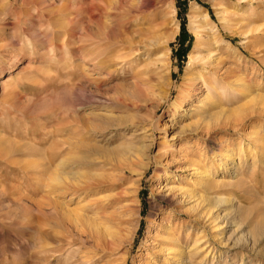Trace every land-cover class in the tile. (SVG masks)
Instances as JSON below:
<instances>
[{
    "label": "rangeland",
    "instance_id": "rangeland-1",
    "mask_svg": "<svg viewBox=\"0 0 264 264\" xmlns=\"http://www.w3.org/2000/svg\"><path fill=\"white\" fill-rule=\"evenodd\" d=\"M153 2L138 13L131 0H85L83 25L81 0H0V141L24 148L0 146V264H166L163 251L193 245L188 264H264V150L253 168L248 156V134H264V0ZM205 96L238 114L203 122L218 111ZM75 131L82 145L121 154L83 147L74 177L105 178L116 189L104 195L130 192L131 211L113 217L110 237L90 231L87 242L36 166L64 159L57 147ZM226 164L241 166L245 185ZM202 172L219 186L205 189Z\"/></svg>",
    "mask_w": 264,
    "mask_h": 264
},
{
    "label": "bare ground",
    "instance_id": "bare-ground-1",
    "mask_svg": "<svg viewBox=\"0 0 264 264\" xmlns=\"http://www.w3.org/2000/svg\"><path fill=\"white\" fill-rule=\"evenodd\" d=\"M123 1L124 0H116V3L121 4ZM153 1L154 0H131L130 8L132 10L133 9L137 10L138 13L144 12L146 10L148 11L149 9L154 7ZM81 2L83 4V6L80 8V12L82 14L81 15L82 19H80V22L84 25V23H86L85 19H86V14L88 13L87 10L89 8L86 9L85 0H81ZM90 8H91L92 12L100 10V7H98V5L95 4V1L91 2ZM172 35H173V33L171 32L169 37L167 36V38L172 37ZM82 52L85 53L86 51L82 50ZM88 54H90V52L87 53L86 55H83L82 58L86 59L89 56ZM90 60H92V59H90ZM90 62H92V61H90ZM93 63H95V62H93ZM108 63H109V61H107V60H103L101 62L102 65H107ZM85 64H87V63H85ZM212 98H214V97L205 96L203 98V100L201 101V103H203V105L205 107L206 106L212 107L214 105L216 107V109H218V111L214 114L208 115L207 111L205 110L204 111L205 114H204V116H202L203 122H211L213 119L216 120L218 118L228 119V118H230V116H233L234 114L235 115L238 114L239 109L232 110L231 112L223 111L220 106H216L215 100L213 101ZM187 99H189V98L184 99V101ZM184 101L182 103L186 102V101L185 102ZM178 107L181 108V103H180V106H178ZM178 107H176L177 109L174 110L175 112H177ZM199 107L201 109L204 108L202 106H199ZM104 113L105 112H95L92 114V119H94V120L102 119L105 115ZM87 133H89V132L87 131ZM72 134H73L72 136H68V138L60 144V147H57V149L62 148L61 153H62V155L65 156L64 159H57V157H51V159H49V161L46 164H43V163L38 164L37 163L36 166L37 167L40 166L46 172L47 171L50 172V177H49V179H50L49 185L50 186H49L48 197H49V199L53 200L54 205H55V201L57 200V198L61 200L59 202V206L61 208L62 215H63V217L69 219L71 221V223L74 224L75 230H76L75 236L78 237L80 239V241H82V242L89 241V238L92 237V235L90 234V231L97 234V235H98V233L102 232L105 234L106 237H110V235L108 234V231L110 228L109 224H111L113 217L115 215H119V214L121 215L124 213L126 214V213L131 211V207L128 206L129 203H128V205H125V204H127L126 203L127 199L126 200L124 199V197H127V195L130 192L124 191L122 193V195L119 194V195H114V196L104 195V193H106V192H113L116 189L115 185L110 183V181H107L105 178H102L100 176H91V177L86 178V176H83L82 174L77 173V176L74 177V174H76V173L73 172V168L81 166L82 164L85 163L84 160L79 155L75 156L76 153L80 154L82 151H84L83 147H86L88 149L87 154H89V155H93L96 151H99L101 153H105V151H107V153L110 155L121 154V153H115V150H113V149L104 148L103 146L98 145V143H96L95 141L92 142L93 145H90V144L82 145V142H80L78 139L77 132L75 131ZM134 134L135 133H133L132 135L134 136ZM142 134H143L142 131L138 133V135H142ZM138 135H135V136H138ZM248 137H249L251 144L253 145L252 146L253 148L251 149L252 150L251 153L253 155L251 153L248 155L250 161H252L250 163V165L253 168L256 165V163L258 162V160L260 158H262L260 155H257V153H259V151L264 150V134H262L260 132H251L250 134H248ZM0 146H4L6 151H8L9 153L10 152L14 153V152L24 151V148H17V147L13 148L12 143H9V142H4V141L1 142L0 141ZM128 146H130V145H128ZM133 147H134V145H133ZM26 149H27V147L25 148V150ZM130 149H132V148L130 147ZM130 149H128V150H130ZM124 151H125V149H124ZM125 152H128V151H125ZM125 152L122 154L126 155L127 153H125ZM54 154H55V152H54ZM89 155H86L85 159L90 158ZM251 155H252V157H250ZM59 156H60V154H59ZM245 157H247V154ZM220 159L222 162L223 158H220ZM224 159H225V161L226 160L228 161V159H231V156H228ZM261 160H262L261 162H264L263 159H261ZM69 168H72V169L70 171H68ZM226 168H228L227 169V170H229L228 172L234 171L235 179H237L236 182L238 184L245 185L246 182L244 181L243 177L240 175L238 176V174H237V171L241 169V166L238 167L237 170H234L235 167L234 168L229 167L226 164ZM194 171H195L196 175L198 176V169H195ZM68 174H72V177L71 178L67 177L66 180L62 182L63 178L61 179L60 175L66 176ZM200 176H201L200 182L202 183V185L205 189L219 186L218 183L210 182L211 177H209L208 173L202 172V174H200ZM216 181H217V179H216ZM61 184H62V186L60 187ZM188 194H190V196H191L190 191L189 192H187V191L183 192V195H185L184 201L187 198H189ZM122 196H124V197H122ZM91 197L92 198L94 197L95 199H93L90 202L89 201L87 202V199L91 198ZM117 197H119V199L121 197L123 198L121 201V202H123V206H121L118 209L114 208L110 214L100 215L101 212L103 210H105L107 205L110 204V202L115 201V199ZM74 202H76V203H74ZM73 203L76 204L77 207L71 208ZM119 204H121V203H119ZM209 211H210V208L206 209V207H204L199 213V219L202 220L204 222V224L206 223V219L208 218L207 213H209ZM262 215L264 218V210L262 212ZM257 230L259 232H261L260 233L261 235L264 236V221H262L261 223H259L257 225ZM257 237H259V236L257 235ZM255 241H256V239H255ZM255 241L247 239L244 241V244H247L246 246L250 247V249L256 250V246H257L256 242L257 241L256 242ZM177 242L180 243L179 240H177V241L173 240V244H177ZM198 248L195 245H193L192 249H190L188 252H186L185 250L183 252H179L181 247H178L176 250H172V249L165 250V251H163V253L166 254L165 255V257L167 258L166 264H172V261H171L172 259H175L178 262V264H188V262H187L188 259L186 257L191 252H194V250L197 251ZM185 255H186V257H185ZM82 260H85V261L88 260V262H90V264H97L100 261V258H98V257H91L90 258V257L85 256V257H82Z\"/></svg>",
    "mask_w": 264,
    "mask_h": 264
}]
</instances>
